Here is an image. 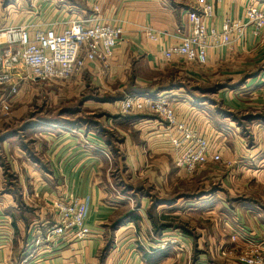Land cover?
I'll return each instance as SVG.
<instances>
[{"label":"crops","instance_id":"crops-1","mask_svg":"<svg viewBox=\"0 0 264 264\" xmlns=\"http://www.w3.org/2000/svg\"><path fill=\"white\" fill-rule=\"evenodd\" d=\"M208 1L214 5L209 30L221 31L228 19L246 21L250 4L264 9V0ZM34 2L35 8L40 5L37 13L28 11L29 3L16 7L0 0V28L27 23L44 28L55 23L62 28L79 16L119 24L124 34L109 62L88 63L77 75L86 87L93 86L101 94V98L85 99L83 110L89 114L93 109L105 110L101 127L79 130L87 144L67 130L43 126L38 130L41 141L34 147L37 154H45L42 162L28 157L30 145L24 141L7 139L15 131L1 132L0 264H19L35 248V225L43 235L55 219L51 201L66 193L89 198L86 226L90 236L37 246V264L71 259L84 264H238L236 252L225 258L219 255V248L228 245L236 251L233 239L245 243V232H264V223L253 224L254 218L248 214L245 218L250 221L239 224L238 212L228 199L214 196L216 193L191 196L181 190L180 196H173L171 187L173 191L176 179L181 181L185 173L177 164V149L171 142L177 131L149 109L123 113L121 104L136 93L164 94L174 106L178 124L190 125L210 139L213 136L219 145L223 129L218 125L230 119L219 107L242 110L237 106L239 100L230 94L239 93L241 87L258 88L264 79V34H256L254 26H248L243 37L233 35L229 46L210 48L205 64L167 60L163 50L179 44L191 31L186 14L189 0H68L74 11L69 16L63 14V4L58 10L53 1ZM150 30L157 33V39L150 38ZM100 149L113 151L114 159ZM10 157L20 158L12 167L21 173L12 180L5 170ZM119 163L124 186L135 192L133 196L117 195L111 188L112 168ZM224 208L230 217L222 226ZM196 221L202 224L196 226Z\"/></svg>","mask_w":264,"mask_h":264},{"label":"built area","instance_id":"built-area-1","mask_svg":"<svg viewBox=\"0 0 264 264\" xmlns=\"http://www.w3.org/2000/svg\"><path fill=\"white\" fill-rule=\"evenodd\" d=\"M186 14L192 25L191 31L182 37L179 44L163 50L167 60L179 58L205 64L210 48L229 46L233 42V35L243 37L248 26H254L256 34H264V9L256 4L247 7L246 21L228 19L221 31L216 28L209 30L208 21L214 17V5L208 0H189ZM123 34L121 25L98 17L71 21L62 28L55 23L46 28L33 23L1 27L0 90H4V86H9V89L2 93L0 104L9 109L20 81L30 76L39 81L67 80L79 75L88 63L109 62ZM148 35L152 39L158 37L151 30ZM143 109L155 112L177 131L172 135L171 142L177 149V164L187 172H194L198 167L221 159V154L212 149L205 136L190 125L177 123L174 106L164 94L136 93L122 100L123 113ZM50 205L55 219L47 224L43 235L35 225V248L49 242L56 244L62 238L82 241L90 236L86 226L90 212L89 198L66 193L53 199ZM35 248L25 254L19 264H37ZM243 261L247 264H264V258L258 257H243ZM52 264L84 263L71 259Z\"/></svg>","mask_w":264,"mask_h":264},{"label":"rangeland","instance_id":"rangeland-1","mask_svg":"<svg viewBox=\"0 0 264 264\" xmlns=\"http://www.w3.org/2000/svg\"><path fill=\"white\" fill-rule=\"evenodd\" d=\"M2 1L6 5L11 3L16 7H19L20 4L27 5L29 3L28 11L31 13L35 11L37 13L40 10V5L39 8H35L37 3L34 1H40L41 4L53 1L58 10L61 4L64 5L61 8L64 15L69 16L74 12L69 7L68 0ZM78 19L83 20L86 18L76 16L73 21ZM70 22L68 21L64 25L66 26ZM79 80H82V77L74 76L67 80L39 81L30 76L20 81L18 92L10 103L9 109L2 107L0 104V134L15 131L7 139H15L18 143L24 141L25 144L30 145L28 157L42 162L46 158L45 154H37L34 152V147L38 144L37 142L41 141L38 130L43 126L54 125L55 127L52 126L51 128L63 132L67 130L70 134L79 136L82 142L87 144L85 135L79 130H85L86 127H101L106 118H103L102 113L105 112L102 109L103 107L99 110L93 109V114H89L87 109L83 110L85 99L91 97L101 98V94L93 86L86 87L85 83ZM76 81H79L84 87L80 88V84H77ZM259 82L261 83L258 88H255V86L241 87L239 93L232 92L230 94L231 98L235 97L239 100L237 106L242 107V110L231 112L228 108L219 107L226 115H230V119L221 121L222 125H218L220 129H223V137L219 145L218 140L215 141L212 138L213 136H210V139L205 135L214 151L219 148L218 152L221 154V159L209 162L204 168L202 167L203 169L199 167L198 169H201L199 173L196 172L198 169L194 172L184 170L183 172L186 173H183L182 178L184 179L181 181L176 179L177 184L174 186L173 191V186L171 187L173 196H180L181 190L191 196H209L212 193H216L214 196H223V198L228 199L229 205L236 210L234 211L238 212L237 222L241 225L250 221L245 218L248 214L253 216L251 217L255 221L253 224L264 223V79ZM8 89L9 86H4V90H0V97ZM207 96L212 98L209 95ZM42 139L46 140L43 137ZM100 152L110 159L111 157L114 159L115 154L113 151L100 149ZM119 156L120 154L117 153L116 158L119 159ZM16 158L12 159L10 157V161L5 166L10 180L21 173L20 170L15 171L12 167V164L16 162L15 160L20 159ZM6 161L3 160V162ZM119 167L120 163L116 166V169H114L115 166L112 168L114 188H111L117 195L123 193L122 196H133L132 193L135 192L128 191V188L124 186L125 181L122 179L121 170H118ZM227 217H230V211L224 208L219 224L225 226L224 219H227ZM199 218L201 222L205 223L204 218ZM233 219L235 222L234 215ZM200 221H196V226L202 224ZM244 236L247 240L243 244L237 242L238 239L236 241V238L233 239L236 251H233V248H228V245H223L219 248V255L228 258L232 254L235 255L236 252L238 258L235 261L238 264H247L243 261V257L264 258V232L260 231L257 234L249 232L247 235L245 232Z\"/></svg>","mask_w":264,"mask_h":264}]
</instances>
